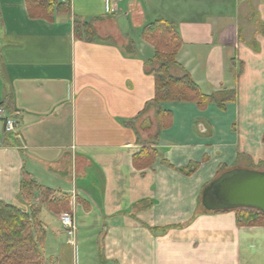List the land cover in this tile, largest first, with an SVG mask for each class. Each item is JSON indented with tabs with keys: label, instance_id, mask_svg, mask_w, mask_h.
Wrapping results in <instances>:
<instances>
[{
	"label": "crops",
	"instance_id": "obj_1",
	"mask_svg": "<svg viewBox=\"0 0 264 264\" xmlns=\"http://www.w3.org/2000/svg\"><path fill=\"white\" fill-rule=\"evenodd\" d=\"M69 1V14L32 18L25 0H0V201L25 211L23 172L61 214L41 204L39 264H264V226H239L234 211H207L202 192L219 169L264 171V0ZM96 41L74 35V18ZM176 27L169 68L188 75L195 102L150 105L154 46L143 29ZM149 104V105H148ZM150 147L153 163L133 157Z\"/></svg>",
	"mask_w": 264,
	"mask_h": 264
},
{
	"label": "trees",
	"instance_id": "obj_2",
	"mask_svg": "<svg viewBox=\"0 0 264 264\" xmlns=\"http://www.w3.org/2000/svg\"><path fill=\"white\" fill-rule=\"evenodd\" d=\"M28 13L32 18L51 20L55 14H69L70 3L63 0H25ZM74 35L85 41H96L97 36L91 23L74 18ZM145 41L154 46L153 62L157 69L155 77V93L150 105L164 102H195L199 107H205L211 100L199 90L195 82L188 76L172 77L169 68L175 64L180 48V40L176 27L162 20H157L146 26L142 31ZM148 104V105H149ZM264 140V137H263ZM157 152L147 147L133 157L137 169L150 166ZM219 169L216 177L225 173ZM38 195L49 202L48 207L56 214L69 213V197L63 195L60 200L49 199L53 193L39 188L30 174L23 172L20 184V199L30 206L29 211L20 209L0 201V264H39L42 262V246L45 232L39 219L41 204L35 203ZM206 210V209H205ZM208 211V210H207ZM234 211L239 226H264V214L252 208H237Z\"/></svg>",
	"mask_w": 264,
	"mask_h": 264
},
{
	"label": "water",
	"instance_id": "obj_3",
	"mask_svg": "<svg viewBox=\"0 0 264 264\" xmlns=\"http://www.w3.org/2000/svg\"><path fill=\"white\" fill-rule=\"evenodd\" d=\"M201 203L208 211L252 208L264 214V171H226L205 187Z\"/></svg>",
	"mask_w": 264,
	"mask_h": 264
},
{
	"label": "built area",
	"instance_id": "obj_4",
	"mask_svg": "<svg viewBox=\"0 0 264 264\" xmlns=\"http://www.w3.org/2000/svg\"><path fill=\"white\" fill-rule=\"evenodd\" d=\"M119 1L121 0H105V12L107 14L114 13ZM0 118L4 122L5 131L14 134L17 126L16 120L11 116H6L5 111L2 107H0ZM60 223L66 231V234L69 237H73L75 233V224L71 215L68 213L61 214Z\"/></svg>",
	"mask_w": 264,
	"mask_h": 264
},
{
	"label": "rangeland",
	"instance_id": "obj_5",
	"mask_svg": "<svg viewBox=\"0 0 264 264\" xmlns=\"http://www.w3.org/2000/svg\"><path fill=\"white\" fill-rule=\"evenodd\" d=\"M61 214H63V213H61Z\"/></svg>",
	"mask_w": 264,
	"mask_h": 264
}]
</instances>
